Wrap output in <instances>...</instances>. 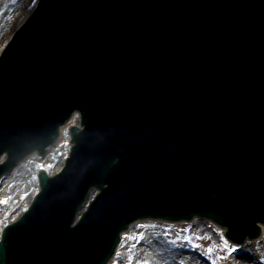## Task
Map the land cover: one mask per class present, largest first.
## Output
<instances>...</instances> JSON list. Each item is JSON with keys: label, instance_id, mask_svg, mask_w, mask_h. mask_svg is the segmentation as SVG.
<instances>
[{"label": "water", "instance_id": "1", "mask_svg": "<svg viewBox=\"0 0 264 264\" xmlns=\"http://www.w3.org/2000/svg\"><path fill=\"white\" fill-rule=\"evenodd\" d=\"M75 107L76 145L0 264H106L145 215L212 214L236 238L264 216V0H40L0 57V150L42 149Z\"/></svg>", "mask_w": 264, "mask_h": 264}, {"label": "bare ground", "instance_id": "2", "mask_svg": "<svg viewBox=\"0 0 264 264\" xmlns=\"http://www.w3.org/2000/svg\"><path fill=\"white\" fill-rule=\"evenodd\" d=\"M37 0H33L31 5L27 2L29 0H0V38L3 36H7L8 25L12 24L15 19L22 21L25 18L29 11L34 7ZM29 6V7H28ZM18 21V22H19ZM3 40V39H2ZM78 113H76L74 122L65 125L62 128L61 141H57V144H52L49 147V151L47 152L44 161V164L53 165L50 168H46L48 174H52L55 171L59 170L62 167L65 156L67 155L70 145L71 139L68 135V129L72 125H79ZM38 156L35 154L32 158H27L26 161H22V164H19L17 169H13L12 175L10 178H6L5 181H1L0 183V222L1 219L11 211L12 205L16 204L26 191H29V196L21 205L18 210H15L17 214L13 215L12 218L9 217L6 221L10 222L11 220L17 218L29 205L30 201L33 198V195L39 189L38 185V177L36 175V169L34 170L33 164L37 160L30 159H38ZM32 162V163H31ZM7 197L5 200L4 198ZM12 201V204L9 202ZM9 208V209H8ZM15 213V212H14ZM12 214V213H11ZM144 222V221H142ZM146 230L143 240L140 243V250L138 253L139 260L148 259L151 261V264H160V263H169L174 264L176 261L183 260L188 264H203L205 258H202V255L197 252H193L188 247H178V245H171L167 242L162 236V230L168 223L157 221L156 223L145 222ZM192 224L194 227L198 229L199 232L207 235H211L213 233V237L219 238L224 234L225 228L217 225L210 219L196 218L195 221L184 223ZM136 225V224H135ZM181 224H174V226H178ZM260 227L264 230V227L261 223H259ZM4 225H2L3 228ZM2 228L0 226V238ZM127 232H130L128 230ZM122 237H124V233H122ZM234 244L231 243L230 246ZM205 249L210 247L209 245H204ZM208 252V251H206ZM229 261H226L228 264H253L252 257H259L264 255V232L261 240H248L247 243L243 246V248H237L234 253L229 254ZM243 256L245 259H240L239 257ZM259 264H264V261H260Z\"/></svg>", "mask_w": 264, "mask_h": 264}, {"label": "rangeland", "instance_id": "3", "mask_svg": "<svg viewBox=\"0 0 264 264\" xmlns=\"http://www.w3.org/2000/svg\"><path fill=\"white\" fill-rule=\"evenodd\" d=\"M32 1L33 0H29V2H27L29 4V6L31 5ZM18 21H19V19L18 20L15 19V21L12 24L8 25L9 29L7 31L8 32L7 36L5 35L2 38H0V50L2 49L4 43L7 41L8 36L11 34V32L19 24ZM37 156H38L37 157L38 159H36V158L30 159L32 161L37 160L35 162V164H33V168H34V170L36 169V173L40 169H45V165H46V164H44L45 161H44V158L42 157V155H37ZM52 166L53 165H50L48 163L46 165V168H50ZM29 191H31V190H29ZM29 191H26L24 193V195L22 196V198L18 202H16V204L12 205V207H11L12 209H11L10 213L8 214V216H5L4 218L1 219V222H0L1 228H2V225H5L7 223L6 220L9 217L12 218L13 215L17 214L15 210H18V208L21 205H23V203L25 202V200L29 196ZM9 204H12V201L9 202ZM0 216H1V213H0ZM145 222L146 221L137 222L135 227L132 230H130V232H128L129 236L123 237V241L121 242V247L118 248L119 256L114 255L113 261H110V264H113V262L115 260H119V264H127L129 256L133 257L132 264H136V262L139 260L138 253L140 250V243L143 240V239H140L139 233L143 232L145 234V230H146V223ZM147 222L156 223L157 221L148 220ZM165 223H168V225H166L163 229H161L162 233L168 232V233H171L172 236H165L164 233L162 234V236L171 245L183 244V245H186V247H188L193 252L199 251L198 253L202 255V258L203 257L205 258V261L203 264H213V261L215 262V264H228L226 261H229L230 256L228 255V248L225 247V243L227 242L229 247H230L231 243L228 242L224 238V236H220L219 238H216V237H213V235H212L213 233H211V235L203 234V233L199 232L198 229L196 227H194L192 224H185V225L181 224V225H178L175 227L174 224H172V222L171 223L165 222ZM169 225H171V227H169ZM178 235H187V236L191 237V240L190 241L178 240V241H175V243H173L172 237L178 236ZM193 242L200 245V247L199 248L191 247V244ZM204 245H209L210 247H208V249L207 248L205 249ZM209 249H211V251H209ZM206 251H208V252H206ZM160 264H165V263L163 262ZM166 264H169V263H166ZM174 264H188V263L183 261V260H179V261H176Z\"/></svg>", "mask_w": 264, "mask_h": 264}, {"label": "snow or ice", "instance_id": "4", "mask_svg": "<svg viewBox=\"0 0 264 264\" xmlns=\"http://www.w3.org/2000/svg\"><path fill=\"white\" fill-rule=\"evenodd\" d=\"M8 155H9V154H8L7 152H3L2 157H0V171H3V170L6 168L7 163H8V161H7V157H8ZM4 199L6 200L7 197H5ZM169 227H171V225H169ZM144 235H145V234H144L143 232H140V233H139V237H140V239H143V238H144ZM164 235H165V236H172V234H171V233H168V232H165ZM124 236H125V237H128V236H129V233H128V232H125V233H124ZM178 240L190 241V240H191V237H189V236H187V235H178V236H174V237H172V242H173V243H175V241H178ZM185 246H186V245H183V244L178 245V247H185ZM191 247H193V248H199L200 245H198V244H196L195 242H193V243L191 244ZM225 247L228 248V253H229V254H232V253L235 252V250H236L237 248H241V249H242V248H243V245L240 244V243H236V244H232V245L229 247L228 244H227V242H226V243H225ZM209 251H211V249H209ZM117 256H119V250H117ZM239 258H240V259H245V257H243V256H240ZM132 260H133V257H132V256H129V257H128V262H127V264H132ZM252 261H253V264H259L260 261H264V255H261V256H259V257H255V256H253V257H252ZM113 264H119V260H115V261L113 262ZM136 264H151V261L148 260V259H143V260H138V261L136 262ZM165 264H166V262H165ZM213 264H215L214 261H213Z\"/></svg>", "mask_w": 264, "mask_h": 264}]
</instances>
